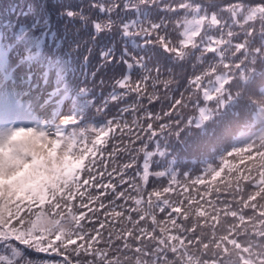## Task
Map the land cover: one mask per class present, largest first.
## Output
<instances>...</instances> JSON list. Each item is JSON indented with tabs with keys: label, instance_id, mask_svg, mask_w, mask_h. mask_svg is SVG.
Listing matches in <instances>:
<instances>
[{
	"label": "snow or ice",
	"instance_id": "obj_1",
	"mask_svg": "<svg viewBox=\"0 0 264 264\" xmlns=\"http://www.w3.org/2000/svg\"><path fill=\"white\" fill-rule=\"evenodd\" d=\"M141 6L166 15L122 25L143 38L142 75L118 81L102 126L0 133V264H37L24 249L38 264H264V0L125 4ZM190 127L213 162L150 171L160 138Z\"/></svg>",
	"mask_w": 264,
	"mask_h": 264
}]
</instances>
